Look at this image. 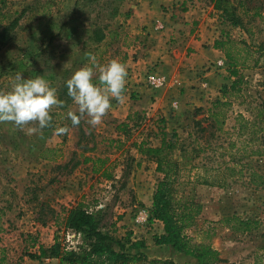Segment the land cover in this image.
Returning a JSON list of instances; mask_svg holds the SVG:
<instances>
[{"label":"rangeland","instance_id":"rangeland-1","mask_svg":"<svg viewBox=\"0 0 264 264\" xmlns=\"http://www.w3.org/2000/svg\"><path fill=\"white\" fill-rule=\"evenodd\" d=\"M232 1L238 24L233 26L216 10L212 25L217 26L215 40L235 41L232 52L240 50L236 56L244 63L236 64V77L230 74L232 67L225 56L221 59L224 67L208 61L194 70L201 94L210 93L205 73L220 77L215 94L207 93L197 105L190 103L179 114L167 113V120L144 111L114 115L109 109L99 125H90L89 117L83 115L79 125L73 126L67 113L78 114L77 106L66 91L60 97L68 98L65 106L50 109L54 113L50 128H40L36 122L24 126L0 122V264H59L39 257L38 246L47 249L53 243L54 217L61 216L62 207L79 201L97 213L103 229L115 233L121 217L128 214L132 219L135 210L145 206L138 199L140 189L146 188L142 183H157L161 178V174H137L142 157L153 160L141 155L137 147L140 143L158 145L163 130L167 138L176 134L173 139L179 148L193 153L195 164L217 167L224 162V187L198 185L194 189L201 211L188 234L217 250L215 264H254L256 257L264 264V0ZM131 2L0 0V31L21 14L12 39L0 46V92L9 91L16 74L22 73L25 79L42 76L59 98L73 72L91 65L90 57H95L97 65L113 59L121 62L127 72L125 82L134 74L144 80L149 70L160 73L157 64L145 68L143 74L131 67L141 45L126 29ZM157 24L155 28L162 30ZM166 45L170 50L172 40ZM97 76L94 69V83H98ZM237 78L239 84L223 93V86L229 87ZM130 92L134 95L129 99L138 106L142 97ZM59 127L68 131L57 134ZM114 130L118 135L114 136ZM86 158L105 162L95 164L99 170L93 171V162ZM104 169L109 177L101 174ZM228 217L254 221L256 228L235 231L236 220L226 221ZM131 222L133 229L139 228ZM78 243L79 237L66 234L67 246ZM157 247L159 253L170 252L177 264H196L168 246Z\"/></svg>","mask_w":264,"mask_h":264},{"label":"trees","instance_id":"trees-1","mask_svg":"<svg viewBox=\"0 0 264 264\" xmlns=\"http://www.w3.org/2000/svg\"><path fill=\"white\" fill-rule=\"evenodd\" d=\"M209 1L222 19L225 17L233 26L238 24L239 17L235 13L236 5L232 0ZM239 3L243 5V1ZM20 17L21 14L1 29L0 46L6 45L12 39ZM234 45L235 41L227 37L213 43V47L221 50L230 61V74L236 77V64L243 65L244 59L239 61L236 56L240 50L233 54ZM238 84L239 78L233 80L229 87L223 86V93L233 90ZM66 91L64 87L59 100H62L61 94ZM62 101L63 105L60 107L63 108L68 98ZM53 115L54 113H50L51 120L45 128H50ZM174 137L176 134L172 133L170 138H167L163 130L158 145L140 143L137 147L141 155L154 160L155 170L161 174L152 195L151 208L148 209L150 218L159 220L163 225V233L154 237V244L168 246L174 252L194 259L196 264H215L219 261L217 250L209 243L195 240L187 230L195 225L196 217L201 211V205L194 200V189L198 185L224 187V162H219L217 167L197 165L192 161L193 153L186 151L183 146L179 148ZM85 161H92L93 171H98L99 168H96L95 164L103 165L105 159L86 158ZM101 174L109 177L106 169L102 170ZM61 213V216L57 214L53 220L56 227L53 243L47 249L38 246L39 257L55 258L59 264H177L172 259L149 258L143 252L146 247L143 240L132 239L131 233L118 237L113 231L103 229L97 213L82 201L62 207ZM226 219L236 220V227L233 228L235 231L247 232L256 228L254 221L240 220L237 217ZM69 232L80 238V243L74 247L66 245V234ZM254 264H259L258 257L255 258Z\"/></svg>","mask_w":264,"mask_h":264},{"label":"crops","instance_id":"crops-1","mask_svg":"<svg viewBox=\"0 0 264 264\" xmlns=\"http://www.w3.org/2000/svg\"><path fill=\"white\" fill-rule=\"evenodd\" d=\"M130 7L132 14L127 20L126 29L141 42V45L136 48L137 60L131 67H136L143 74L145 68L157 64L156 69L160 71V74L166 76L168 83L152 90L146 87L140 76L137 79L134 74L125 82L121 99H110L111 112L117 115L120 111L124 114H129L132 111L139 113L144 111L150 116H165L167 120V113L170 116L171 113L172 115L179 114L185 108L190 107V103L197 105L200 103L199 100L207 98L208 94H215L220 82L218 75L211 71L205 73L208 77L210 93L201 94L197 89L195 81L197 78L194 79V70L197 71L208 61L215 62L224 59L223 52L213 47V43L217 39V36L214 35L217 33H214L213 29L217 26L212 25L215 18L213 14L216 13L212 3L209 0H132ZM216 17H219L218 14ZM160 22H163L164 25L162 30L155 28V24ZM168 39L172 40L170 50L166 45ZM130 91H137L142 97L138 106L137 103L133 105V101L129 99L133 93ZM126 95L129 97H125ZM173 106L176 107L172 108ZM113 134L114 136L118 135V133L115 134V130ZM139 160H134V163ZM142 162L140 169H137V174L142 172L144 177L147 174L150 175L149 177L153 176L152 174L159 177L160 173L156 172V164L153 160L142 157ZM137 166L139 167V164ZM155 184L156 181H152L150 184L142 183L146 188L140 189L138 199L144 203L145 207L151 208ZM147 187L150 190H147ZM127 215L117 221L114 227L116 236L123 237L127 233H131L132 239L143 240L146 246L143 252L148 257L173 258L170 252L163 254L157 252L156 248L158 247L154 244V237L163 233V225L160 221L152 225L154 226L152 230L148 228H146L147 230L135 228V230L132 226V219H129ZM48 261L57 262L58 260L49 258Z\"/></svg>","mask_w":264,"mask_h":264},{"label":"clouds","instance_id":"clouds-1","mask_svg":"<svg viewBox=\"0 0 264 264\" xmlns=\"http://www.w3.org/2000/svg\"><path fill=\"white\" fill-rule=\"evenodd\" d=\"M90 60V66L79 68L66 81L67 94L78 112L67 113L73 126L79 125L83 115L89 117L87 122L90 125H99L111 107L110 99H121L125 85L127 72L121 62L113 59L97 65L95 57ZM94 69L98 72V83L93 82ZM62 105L56 90L42 76L25 79L22 73H18L10 90L0 92V122H12L16 126L36 122L40 128H45L51 120L50 109ZM56 131L62 135L68 128L59 127Z\"/></svg>","mask_w":264,"mask_h":264},{"label":"built area","instance_id":"built-area-1","mask_svg":"<svg viewBox=\"0 0 264 264\" xmlns=\"http://www.w3.org/2000/svg\"><path fill=\"white\" fill-rule=\"evenodd\" d=\"M157 27L159 29H163L164 25L160 22L159 24H157ZM215 65L219 68L224 67V61L219 59L215 62ZM173 82L176 83L177 81H173ZM144 83L150 89H157L159 87L165 86L168 83V79L163 74L149 70L144 75ZM132 221L134 225H136L137 227L148 228V229H152L153 228L152 225L155 224L156 222H159V220L157 219L150 218L148 208H146L145 206L144 207L140 206L135 210L132 216Z\"/></svg>","mask_w":264,"mask_h":264}]
</instances>
